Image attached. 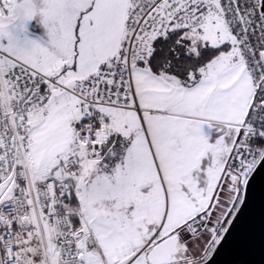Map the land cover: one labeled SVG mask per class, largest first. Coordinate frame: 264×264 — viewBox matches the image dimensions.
<instances>
[{"label":"snow or ice","instance_id":"obj_1","mask_svg":"<svg viewBox=\"0 0 264 264\" xmlns=\"http://www.w3.org/2000/svg\"><path fill=\"white\" fill-rule=\"evenodd\" d=\"M264 188V0H0V264H217Z\"/></svg>","mask_w":264,"mask_h":264},{"label":"water","instance_id":"obj_2","mask_svg":"<svg viewBox=\"0 0 264 264\" xmlns=\"http://www.w3.org/2000/svg\"><path fill=\"white\" fill-rule=\"evenodd\" d=\"M236 240L224 245L217 264H264V188L253 186L249 208Z\"/></svg>","mask_w":264,"mask_h":264}]
</instances>
